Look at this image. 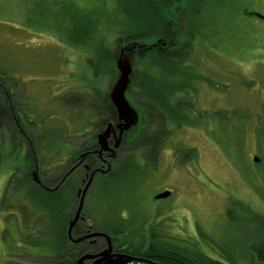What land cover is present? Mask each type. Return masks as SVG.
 <instances>
[{
    "label": "rangeland",
    "instance_id": "374dc122",
    "mask_svg": "<svg viewBox=\"0 0 264 264\" xmlns=\"http://www.w3.org/2000/svg\"><path fill=\"white\" fill-rule=\"evenodd\" d=\"M188 2H180L176 35L182 38ZM30 4L0 0V68L6 84L13 81L12 99L23 122L9 120L0 131V264H55L65 221L59 217L78 185L77 174L85 171L84 165L75 171L72 158L118 127L113 95L124 102L132 125L107 156L109 165L98 163L112 172L92 178L83 202L88 222L98 229L123 228L133 240L150 239L152 232L156 238L174 236L181 246L219 258L224 249L227 264H251L264 236V0H209L194 19L191 56L171 73L155 55L131 60L135 73L124 95L117 90L118 64L95 74L90 54L60 40L53 33L57 26L54 31L39 25L43 14L33 13ZM173 5L179 3L169 9ZM169 9L162 10L179 15V8ZM153 80V97L165 106L177 98L192 104L178 108L181 122L163 112L164 125L156 107L145 105ZM166 81L186 88L167 99ZM142 112L148 132L161 134L157 162L136 142ZM131 159L135 163L122 170ZM28 169L47 188L63 181L67 170L74 177L57 191L38 190L32 177L25 181ZM167 190L171 196L156 198Z\"/></svg>",
    "mask_w": 264,
    "mask_h": 264
},
{
    "label": "trees",
    "instance_id": "16d2710c",
    "mask_svg": "<svg viewBox=\"0 0 264 264\" xmlns=\"http://www.w3.org/2000/svg\"><path fill=\"white\" fill-rule=\"evenodd\" d=\"M208 1L189 0L187 4L188 13L185 19L187 35L184 38L176 35L178 28H181L180 16L181 10H183L181 0H170L165 5L158 4L157 7H161V9L153 6L155 0H31L30 6L32 8L30 9L33 13L43 14L39 20L44 24L39 25H44L50 30H54L51 27L57 26V30H54L53 33L60 40L70 46L79 47L90 54L88 59L95 74L103 73L105 66L109 63L116 64L115 67L117 68L119 62L145 61L153 55L160 58L163 61L162 65H166L171 73L172 68L175 71L176 66L182 65L191 56L194 48V19L207 7ZM51 2L52 5H50ZM174 3H179V5H173L169 9V5ZM177 8H179V15H170L162 10H177ZM53 10L56 12H51ZM134 73L135 70L132 67L131 76ZM7 76L0 68V131L3 130L9 120L16 124L19 122L23 124L20 120L19 110L16 109L12 99L14 84L13 81L10 82V86L6 84ZM166 83L167 85L164 84L163 86L166 88L164 93L167 99L174 96L176 91L186 88V84L177 86L170 81H166ZM155 86L153 80L152 91L148 94L149 102H146L145 105L150 104L154 108L156 107L164 125L163 112H167V116H169L170 111L174 120L181 122L182 115H179L178 108L191 107L192 104L182 102L177 98L173 104H167L166 107L160 98L153 97V91L156 90ZM160 95L164 96L163 94ZM142 118L139 131L135 135L136 142L141 141L140 145L149 151V158L157 162L160 154L161 134L152 133V131L149 133L147 129L150 122L148 117L143 116V112ZM164 128L166 129V126ZM164 128H162L163 131H165ZM116 136L123 140L126 137V132L122 136L118 132ZM155 138L158 140L155 141ZM33 150H35L34 147ZM30 155L35 158L32 154ZM133 163H135L134 159L127 161L122 170L127 166L131 167ZM66 227V224H63L61 231H65ZM122 234L118 235L115 232V240L121 244L125 255L139 256L159 264H227L222 257L225 256L226 259L230 257V254L224 252V249L221 250L220 254H216L221 258L212 256V254L196 247L189 249L179 245L177 241L179 239L174 236H171V241H168L170 238L164 239L161 236L162 239L156 238L152 232L150 239L142 235L136 236L133 240L134 237L124 233V238L126 236L124 241L120 237L123 236ZM60 240L61 243L59 244L62 245V248L66 247L67 237L62 235ZM256 251L255 256L253 249V262L251 264H264V236L263 244Z\"/></svg>",
    "mask_w": 264,
    "mask_h": 264
},
{
    "label": "flooded vegetation",
    "instance_id": "af4514ba",
    "mask_svg": "<svg viewBox=\"0 0 264 264\" xmlns=\"http://www.w3.org/2000/svg\"><path fill=\"white\" fill-rule=\"evenodd\" d=\"M103 130L104 129H102L99 133H104ZM117 130L119 131L118 127H115L113 128V130H111V133L107 137L105 143V147L112 152L101 151L104 143L100 142V138H101L100 137L99 140L97 141L98 143L97 145H94V147L93 146L86 147L81 152H79L74 158H72V160L78 164V165L76 164L77 166L75 165L76 168L74 170L76 171L78 167L84 165L83 168H85L84 169L85 171H84V175L77 174L78 179L76 183L78 185L75 186L74 192L71 191L73 194L72 197H70V199L68 200L69 202L66 204L65 215L63 214L62 216L59 217V219L65 218V221L62 220L63 223L61 222V224H66L67 226L65 228V231H60L61 234L59 238H61L62 235H65L67 239L70 241V244L64 248L60 247L58 249V253L56 254V256H53L56 258L55 264H120V261L126 257L125 255L126 253L124 249L121 247V244L119 242H116L115 240L116 239L115 232H117L118 235H120V233H123L124 235L123 228L118 227L116 230L95 228L93 225L94 223L93 221L88 222L89 216H87V213L84 214L83 208L77 217L78 209L81 205L80 203L82 198V192L78 191L79 184L83 185L84 183L85 184L84 187H86L88 182L98 172H102L104 174L107 173V175H109L112 172L110 171V168L108 166L106 167L107 168L106 171L101 170L98 167V163L100 162L103 165H109V163L107 162V156H113L115 154L116 151L115 144L118 141V138L116 136V134L118 133ZM99 145H102L101 148H99ZM111 147L113 148L111 149ZM77 158L79 159L77 160ZM95 160L97 161V163ZM31 167H35V165L32 164ZM67 173L68 170L64 172V175L66 177L63 179V181H62L63 176L62 178L58 179V183H57V179H55L54 182L55 185L53 186V188L43 187L41 184H39L32 170L28 169L27 174L24 175V178L32 177V182L35 184L34 187L37 188L38 190H41V188H43L48 191H57L62 187L61 186L62 183H64L65 181H69L71 178L74 177L73 176L70 178L69 177L70 175L67 177ZM102 176L105 175H100V177ZM75 220L76 223L73 226L70 233L69 227ZM56 224L59 225V223ZM112 227H116V226H112ZM56 234H58L57 230L55 231V235ZM130 257H132V261L130 262L132 264H137L140 263L141 261L142 262L151 261V260H146L139 256H130Z\"/></svg>",
    "mask_w": 264,
    "mask_h": 264
},
{
    "label": "water",
    "instance_id": "95a60500",
    "mask_svg": "<svg viewBox=\"0 0 264 264\" xmlns=\"http://www.w3.org/2000/svg\"><path fill=\"white\" fill-rule=\"evenodd\" d=\"M259 16L264 19V15L259 14ZM131 65H132L131 61H123V62H119V64H118L117 69L119 70V77H118L116 83L120 82V85L117 88V90L120 92L121 95L122 94L124 95L125 91L127 90L128 86H129V83H130L129 75L132 72ZM112 99L114 100V102L116 101L115 105L117 106V109H118V120H119L118 128L120 129V136H122L126 131H129V129L132 125V122L127 118L128 113H127V110L125 108L124 102H123V106H122V104L119 101H117L116 96L113 95ZM125 110H126V112H125ZM125 113L127 115H125ZM130 119L133 120V116H130ZM110 133H111V130H110V132H105L100 138V142L104 143L103 149L106 148L105 147L106 139ZM120 142H121V138L118 139L116 145L118 146L120 144ZM258 160H259V158L255 157V161H258ZM91 182H92V179L88 182V184L86 185V187L82 191V198H81V203H80L81 205L78 209L77 217L83 208V202L85 199V194H86ZM171 194H172V192L169 190L163 191V192L159 193L156 196V198L157 199L167 198V197L171 196ZM75 223H76V220L70 225V227H69L70 233H71V230H72L73 226L75 225ZM131 261H132V257L126 255V257L120 261V264H132V263H130ZM137 264H159V263H156L153 261H146V262L144 261V262H140Z\"/></svg>",
    "mask_w": 264,
    "mask_h": 264
}]
</instances>
